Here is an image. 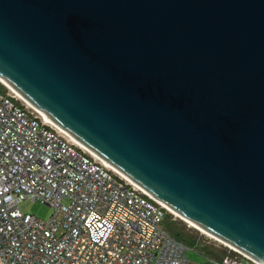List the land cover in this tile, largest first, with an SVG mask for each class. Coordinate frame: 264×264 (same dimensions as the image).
I'll return each mask as SVG.
<instances>
[{
	"label": "water",
	"instance_id": "1",
	"mask_svg": "<svg viewBox=\"0 0 264 264\" xmlns=\"http://www.w3.org/2000/svg\"><path fill=\"white\" fill-rule=\"evenodd\" d=\"M0 82L104 169L264 264V0H0Z\"/></svg>",
	"mask_w": 264,
	"mask_h": 264
},
{
	"label": "built area",
	"instance_id": "2",
	"mask_svg": "<svg viewBox=\"0 0 264 264\" xmlns=\"http://www.w3.org/2000/svg\"><path fill=\"white\" fill-rule=\"evenodd\" d=\"M26 200L52 214L22 213ZM168 213L0 90V264H194ZM231 251L203 264H254Z\"/></svg>",
	"mask_w": 264,
	"mask_h": 264
},
{
	"label": "rangeland",
	"instance_id": "3",
	"mask_svg": "<svg viewBox=\"0 0 264 264\" xmlns=\"http://www.w3.org/2000/svg\"><path fill=\"white\" fill-rule=\"evenodd\" d=\"M0 90L4 93H10L1 83ZM19 209L24 214L34 215L43 220L48 219L52 214L50 207L30 200L23 201L19 205ZM162 228L173 237L181 236L187 241V237H190L193 241L200 244L188 242L189 250L186 253V258L194 264H203L208 259L215 257L220 259L226 255L233 254L228 247L216 244L209 236L197 231L173 214L168 213Z\"/></svg>",
	"mask_w": 264,
	"mask_h": 264
},
{
	"label": "trees",
	"instance_id": "4",
	"mask_svg": "<svg viewBox=\"0 0 264 264\" xmlns=\"http://www.w3.org/2000/svg\"><path fill=\"white\" fill-rule=\"evenodd\" d=\"M171 236H172V235H171ZM172 237H173V236H172ZM173 238H175V239L178 240L179 242L184 243L186 246H188V242H191V243L194 242V243L200 245L199 243L193 241L190 237H187L188 241H187V240H184L183 238H181V236H176V237H173ZM189 240H190V241H189ZM215 258H216V257H215Z\"/></svg>",
	"mask_w": 264,
	"mask_h": 264
},
{
	"label": "bare ground",
	"instance_id": "5",
	"mask_svg": "<svg viewBox=\"0 0 264 264\" xmlns=\"http://www.w3.org/2000/svg\"><path fill=\"white\" fill-rule=\"evenodd\" d=\"M1 83V82H0ZM2 84V83H1ZM3 85V84H2ZM4 86V85H3ZM5 87V86H4ZM159 202V201H158ZM160 203V202H159ZM162 204V203H161ZM165 208H166V206L165 205H163ZM167 209V208H166ZM168 210V209H167ZM169 211V210H168ZM170 212V211H169ZM171 213V212H170ZM172 214V213H171ZM176 217H178V216H176ZM179 219H181L182 221H184L181 217H178ZM185 222V221H184ZM192 227V226H191ZM194 229H196L197 231H199V232H201V233H203V234H205V235H207L206 233H204L203 231H201L200 229H197V228H195V227H193ZM208 236V235H207Z\"/></svg>",
	"mask_w": 264,
	"mask_h": 264
}]
</instances>
